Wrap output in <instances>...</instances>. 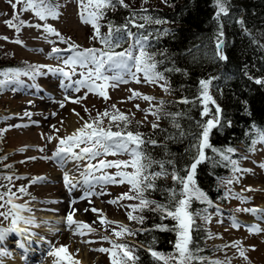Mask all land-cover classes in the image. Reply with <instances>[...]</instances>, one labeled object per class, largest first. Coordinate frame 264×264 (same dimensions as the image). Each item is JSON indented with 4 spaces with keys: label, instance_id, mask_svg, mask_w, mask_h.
<instances>
[{
    "label": "snow or ice",
    "instance_id": "6c2138e0",
    "mask_svg": "<svg viewBox=\"0 0 264 264\" xmlns=\"http://www.w3.org/2000/svg\"><path fill=\"white\" fill-rule=\"evenodd\" d=\"M146 4L148 0H143ZM167 4L168 0H162ZM13 14L10 19L4 21V24L14 29L17 38L13 41L23 46V41L19 39V34L23 27H33L42 31L44 38L49 44L54 45L48 57L58 61L57 64H27L26 68H6L0 70V90H3L9 85L24 87L25 81L22 77H27L33 83L30 87L42 89V86L36 81L40 77L54 76L59 78L61 88L72 92L80 93L81 90H86L84 96L77 95L73 98L71 95H65L64 101L71 103H80L87 98V94H95L102 97L105 101L110 99L109 89L116 88L122 83H128L129 80L136 83L142 81L147 84L156 85L164 92L171 94V84L165 76V72L177 71L180 69L165 68L163 71L158 70V65L163 63V60H157V55L163 56V53L151 52L148 41L152 37V33L133 32L132 28L144 29L146 24L161 25L167 21L154 18L148 15L147 8H141L139 11L131 9L130 4L125 0H77L78 15L82 24L90 25L93 29V34L90 40L98 42L101 47H83L71 40V37H64L53 25L47 23L49 19L58 20L61 16V5L59 0H8ZM216 12L214 19L218 23V29L215 34V58L220 61H227L228 57L224 52V25L220 23L221 17H227L230 13L231 0H214ZM19 6V7H18ZM119 8L127 9L130 15L125 17L124 23L117 25L111 20H107L108 11H116ZM25 12H31L42 23L29 24L28 21L21 19V15ZM6 15V14H5ZM106 21L105 23H102ZM143 21V22H138ZM244 29V20L237 21ZM106 27L107 32H102L101 29ZM247 31V29H244ZM250 34V33H249ZM158 35H169V29L165 28ZM55 37L56 39H49ZM0 39L9 40L8 37H0ZM59 43L66 45L64 48L55 46ZM127 43L128 47H123ZM264 47V45H261ZM117 49H122L117 51ZM39 51H43L40 49ZM79 70V71H78ZM79 77L74 79V77ZM200 79L198 95L189 100L187 97H181L177 103L194 104L199 103L201 106L202 117H208L207 120L197 123L198 131L190 133L193 136L194 143L190 145L194 149V154L191 156V162L183 167H177V161L168 159L167 164L171 166V171L165 166V163H159L158 171L151 170L157 162L146 151L147 145L157 146L158 141L151 138L147 133L139 130H132L130 125L133 124L134 114H126L117 109L116 105H111V108H106L102 113L97 112V115L92 118L89 113V120H84L80 114L76 115L83 123L71 133L58 136L48 135L47 141L51 143L57 141L55 151L51 156H44L42 159L53 160L61 167H65L69 163L75 166L74 172L65 170L62 180L65 188L71 193L75 190H80L82 195L78 199H72L69 202V212L66 214V227L69 229L75 226L74 235H88L96 232L87 222H80L74 219L75 213L79 211L73 205L81 200H86L89 205L92 204V197L106 194L102 190L103 185H123L130 186L129 192L122 193L119 197L109 200V204L119 205L126 209L127 219L139 225H144L147 217L143 215L145 211L157 213L161 220H171L174 223L169 227L165 224L153 225V229L160 231H171L175 233L174 250L169 253L154 250L149 246L147 251L157 264H231V258L227 256L225 259L209 260L205 256L198 255L202 251L195 245L194 233L202 229L212 221L213 215L219 214V206L214 204V201L209 198L208 194L200 188L197 183L198 166L203 163H216L218 166H231V177L223 181L226 190L223 193L224 199H237L241 203H248L250 198L244 196V192L253 191L250 186L242 188L239 192H235L231 187L234 184H239L243 175L250 172V169L242 168L239 161L233 159V154L236 149L229 146L224 149H218L211 143V135L214 129L223 127L222 123V108L211 95L210 88L213 80ZM253 79L257 85H264V79L249 77ZM16 90L15 87L12 89ZM131 95L128 100L142 99L149 102L150 107L140 109V105L134 107L138 111L145 113L144 120L135 121L136 128L148 122V116L155 117L151 121L153 132L160 128L159 121L162 118H169L172 127L178 130V135L183 137L185 132L181 127L178 119L184 116L182 112H166L163 109L164 100H159L153 104L157 98L152 95L142 94L135 90H129ZM32 101H29L31 104ZM123 103V101H121ZM65 102H60L59 107L64 108ZM214 108V112H213ZM85 112L89 109L85 107ZM25 117H31L33 113L25 111ZM56 115L55 112L52 113ZM108 120L107 127L104 126V120ZM36 123V122H33ZM64 121H61V125ZM228 126H231V121H227ZM26 125H12L11 127H22ZM54 133L60 132V129L55 125L51 126ZM115 129V130H113ZM7 129H0V136ZM163 131V130H162ZM254 137L251 139L249 148L254 151L256 145H264V128L252 126ZM175 136H168L166 139H175ZM24 149H21L23 151ZM43 152L44 149L40 148ZM210 150L211 153L219 156V161H214L211 156L206 153ZM117 155H127L128 159L107 160L98 159L99 157ZM4 157L3 159H6ZM247 159V157H244ZM29 159H36L30 157ZM93 161H96L93 163ZM220 161L227 162L226 165ZM10 165H5V168H10ZM264 168V164L260 165ZM115 168V173H109L106 170ZM131 169V171H128ZM171 178L173 186L164 189L167 193L166 201L159 202L149 198L150 192L158 191L156 181L160 178ZM29 179V185H21L12 191L14 180ZM0 180L6 183H0V189L7 188V191H0V223L8 222L7 227L0 226V257L9 255L8 251L3 247L10 233L24 237L31 241L35 233L30 231L29 226H38L34 215H24L23 213H32V209L28 207V202L17 203L22 196L30 195L28 187L35 184H42L48 181L45 176H35L31 178L20 177L13 175H0ZM101 186V191L97 192V187ZM19 193V195H18ZM35 199V198H33ZM123 200L138 201V203L123 205L120 202ZM57 201H51L56 203ZM193 202L206 205L200 210H193ZM209 208H214L215 212L210 213ZM91 211L98 214L99 223L105 226V230H109L108 226L114 225L111 230V236H101V241H107L111 247H100L94 249L101 253H107L110 259V264H137L140 257L136 255L138 246L129 242L126 237L135 236L141 232H148L152 229L140 227L133 229L128 225L110 220L106 217L101 209L95 207L85 208L84 212ZM237 212H244L257 217L261 222H264V208L261 207H243L237 208ZM202 221L203 224L197 221ZM95 222V221H94ZM217 223H223L217 220ZM245 227L251 234H259L264 232L259 224L241 225L238 218L231 217V227L239 229ZM112 237H115L113 239ZM208 239L215 238L211 232L207 234ZM119 241V242H118ZM96 241H85V243H95ZM153 243L155 240L153 239ZM19 247L23 248L24 244L15 241ZM224 248H236L238 258H243L248 261L246 250L240 241H233L230 244L223 246ZM251 250L255 251V246H251ZM48 255L57 257L58 264H79V261L74 260L68 252L67 246L53 248L49 250Z\"/></svg>",
    "mask_w": 264,
    "mask_h": 264
},
{
    "label": "rangeland",
    "instance_id": "374dc122",
    "mask_svg": "<svg viewBox=\"0 0 264 264\" xmlns=\"http://www.w3.org/2000/svg\"><path fill=\"white\" fill-rule=\"evenodd\" d=\"M59 3L61 5L60 18L58 20L49 19L47 23L53 25L64 37H71L73 42L80 44L85 48L92 47L91 45L98 48L99 46L95 43V41L90 40V37L93 34L92 27L90 25L82 24L79 19L77 0H59ZM138 3L140 6L145 4L143 0H139ZM153 3H156V0H148V4ZM12 14L13 9L8 3V0H0V37L9 38L7 41L0 39V46L6 54L10 55L17 61H21V69L26 68L27 64H57V60L48 57V53L54 45L48 43L41 30L33 27H23L21 33L19 34V39L23 41V46L10 42L15 40L17 35L14 29H10L4 24V21L10 19ZM21 19L28 21L29 24L42 23L34 17L31 12L23 13L21 15ZM49 39L56 38L49 37ZM55 46L60 48L66 47V45L59 42H57ZM40 49L43 51H39ZM77 78L79 77H74V79ZM22 79L25 81L24 87L9 85L3 90H0V129H7V131L0 136V140L3 146L4 155H6L8 159V161H4V157H2L0 161L3 166L10 162L9 164L12 167V169H10L12 170L11 172L10 170L7 173L0 172V175L14 174L15 176L27 178L35 176H45L48 178L46 183L35 184L28 187L30 195L22 196L20 200L16 201L17 203L28 202V207H30L33 211L32 213L25 212L23 214L26 216L34 215L36 222H41V224L39 223L41 226H37L38 229L46 228L49 227L47 225L54 224L59 227L60 232L58 231L50 238L48 250L59 248L63 245L67 246V248H74L73 251L68 252L72 255L74 260L79 261V264H110V259L107 253L94 251V249H98L100 247H111L107 241H101V236H111L110 229L115 226H108L109 230L106 231L105 226L99 223L98 214H94L91 211L85 213L84 209L95 207L97 209H101L110 220L119 221L124 224L130 223L131 221L127 219L125 208L108 203L109 200L119 197L122 193L129 192L130 186L126 183L123 185H103L102 190L106 194L93 196V202L91 205H89L86 200H81L76 203L82 208L75 213L74 219L80 222H87L92 228L96 229L95 233L84 236L74 235L73 231L75 226L71 229L68 228L66 230L67 232H65L64 223L62 225L57 222L55 218L49 219L47 216L51 214L54 216H65L69 211V204L67 202L70 201L68 200L72 199V197L73 199H77L78 197H75L73 194L74 191L71 193L68 192L67 194L65 193L64 190L66 188L63 183L62 176L59 173L61 170L59 167L54 165L53 162L55 161L52 162L51 160L42 159V157L48 156L50 154L49 150L55 149L57 144L56 140L49 143L47 141V136H64L74 131L75 128L81 126L83 121L73 114V109H75V112L79 113L80 117H83L84 120H89V113L91 117L94 118L97 115V112L102 113L106 108H111V105L115 104L117 109L120 111L125 112L126 114H134V118L142 121L144 120L145 113L138 111L134 105L139 104L140 109H145L150 107L149 102L139 98L135 100H128V97L131 95L129 90H135L142 94L156 97L157 100L153 101V104L157 103L161 97L165 96L166 92L156 85L147 84L143 81L141 83H136L129 80L128 83H122L116 88H110L108 90L110 99L107 101L95 94L88 93L87 98L82 100L80 103H71L64 101L65 95H71L73 98L77 95L84 96L86 94V90L82 89L80 93H75L72 92L71 89L65 90L61 88L58 84L59 78L57 77H40L36 82L42 86V89H44L46 93L48 92L49 96H46L47 94L45 95L41 92L42 89L30 87L33 82L27 77H22ZM13 87L16 88L15 91L12 90ZM29 101H32V103L29 104ZM121 101H123V103H121ZM60 102H65L66 106L64 108H60ZM85 107L89 109V112H85ZM13 110H22V113L28 111L33 113V115L30 118L25 117L24 115L20 117L28 119L26 126L11 127L12 125H15V123H10L8 121L10 116L7 113ZM53 112L56 113L55 116L52 115ZM70 119H73L75 127L71 129V131H67L64 127H69L67 123ZM154 119L155 117L149 115L147 124L151 125L150 122L154 121ZM62 120L64 121L63 125H61ZM107 121V119L104 120L105 127H107ZM52 125L59 128L60 132L54 133V130L51 127ZM40 148H43L44 151H39L38 149ZM21 149L24 150L21 151ZM241 152L242 151L239 152L240 156L236 160L239 161L242 168L250 169L251 171L243 175L239 184H234L231 187L235 192H239L242 188L250 186L253 191L243 193L244 196L250 198V201L248 203H241V201L237 199H227L226 203L222 204L223 209H219L223 215H213L212 221L203 226L206 230L205 242L209 246L213 247L212 253L208 256V259L223 260L227 256L228 258H231V264H264V232L251 234L247 228L243 226L239 229H233L231 227V222H229L231 221L232 216H235L236 218L240 217L247 220V222H251L252 219H255L254 221L258 223L261 228H264V222L256 219L255 216L251 217V214L236 211L237 208L243 207L264 208V168L260 167V165L264 164V145H256L254 151L250 149L247 152V155L244 154L247 159L244 158L245 156ZM30 157H35L36 159H29ZM98 159L126 160L128 159V156L109 155L107 157H99ZM95 162L96 161H93V163ZM63 170L65 171V167ZM106 171L109 173H115L116 169L111 168ZM128 171H131V169H128ZM49 172L59 173V175H56V177H48ZM73 173L75 174L74 170ZM61 174H63V172H61ZM231 175L232 173L230 171L227 177L221 176L217 179L218 184L225 190L226 188L222 182L229 179ZM0 183H6V181L0 180ZM13 183L14 187L12 188V191L15 192L21 185H29V179L14 180ZM96 190L97 192L101 191V186H98ZM0 191H7V188L0 189ZM79 194H81L80 190ZM51 201L57 202L51 203ZM120 203L127 205L138 203V201L123 200ZM75 205H73V207ZM64 207L67 208V212L63 211ZM200 209L202 208L197 210ZM61 212H64L65 214ZM209 212L214 213L215 209L209 208ZM55 213H58V215ZM63 216L62 219L64 220ZM218 216L221 218L216 219ZM217 220H221L223 223H217ZM199 222L203 224L202 221ZM7 223V221H3L0 223V226L7 225ZM208 232H211L215 238L208 239ZM65 235L69 238H64ZM14 236H16V238H14ZM12 238L16 239L13 240L14 242L19 241V237L16 234L8 237L7 239ZM112 238L115 239V237ZM126 239L133 244L136 243L131 237H126ZM89 240L96 242L85 243V241ZM233 241L242 242V245L246 250V255L248 256V261H245L243 258H238L236 248H224L221 250L224 245L230 244ZM73 244H75V246ZM10 245H12V243ZM251 246H255L256 250H251ZM46 247L47 245H36L34 242L29 246L27 245L23 247V251L26 252L25 255L22 254L21 257H26L29 260L34 259V261L31 262L32 264H45L47 260L52 262L56 261V258H52L48 255L49 251L45 253L47 249ZM83 247H85V249H83ZM9 249L14 250L13 247H10ZM5 257L13 260L14 262L17 261L18 263L22 260L19 258L20 255L17 253L7 255Z\"/></svg>",
    "mask_w": 264,
    "mask_h": 264
},
{
    "label": "trees",
    "instance_id": "16d2710c",
    "mask_svg": "<svg viewBox=\"0 0 264 264\" xmlns=\"http://www.w3.org/2000/svg\"><path fill=\"white\" fill-rule=\"evenodd\" d=\"M125 2L130 4L133 10L147 8L148 15L167 21L161 25L146 24L144 29L132 28V31L153 34L148 41L149 50L164 54L156 57L157 60H163V63L158 65L159 71L165 68L180 69L179 72H165L171 84V94L166 93V96L159 100L166 102L163 106L164 111L184 113L178 122L185 135L183 137L178 135V130L172 127L169 118H162L159 121L160 128L155 132L147 123L137 129L135 125V121L139 120L137 118H134L133 124L130 125L132 130L147 133L158 141L157 146L147 145L146 147L148 154L157 162L151 170L158 171V164L165 163L171 171V166L166 163L170 158L177 161L178 168L191 162V156L195 150L190 147L194 143L190 133H196L197 123L207 120L208 117L200 115L202 109L199 103L181 104L177 101L181 97L194 99L199 93L200 79L217 78L213 80L210 90L223 110L224 126L213 130L210 138L213 146L218 149L229 146L235 148L237 151L233 154V159L238 157L240 150L249 149L251 139L254 137L252 126L264 128V85H257L253 79H249V77L264 79V47H261L264 45V0H231L229 16H222L220 21L224 25V52L228 57L227 61H220L214 55L215 34L218 29V23L214 19L217 10L214 0H168L167 4L162 0H156V3H146L142 6L138 5L139 0H125ZM129 15V10L119 8L116 11H108L107 20L120 25ZM240 19L244 20V29L247 31L237 23ZM165 28L169 29V35H158ZM101 31L107 32V28L104 27ZM95 43L101 47L98 42ZM91 46L94 47V45ZM123 47H128V44L125 43ZM120 50L122 49H117V51ZM8 67L21 68V61L6 54L0 46V69ZM227 121H231V126H228ZM168 136L176 138L169 140L166 139ZM2 152L3 146L0 140V159L4 157ZM206 153L214 161H219L217 154L211 153L210 150H206ZM220 163L227 164L223 161ZM230 171V165L218 166L216 163H203L198 166L197 183L214 202L226 203L227 200L223 195L225 189L218 184L217 179L220 175H229ZM156 184L159 190L146 195H149L150 199L163 203L167 196L164 189L172 187L173 182L169 176L158 179ZM203 207L206 205L198 202L192 204L193 210ZM143 215L147 217L144 225L132 221L126 224L133 229L140 227L152 229L130 236L138 246L136 255L140 259L137 264H157L147 248L151 246L160 252H172L176 237L174 232L153 229V225L165 224L170 227L174 222L161 220L157 213L145 211ZM193 235L195 245L202 249L198 255L208 258L213 247L205 242V228L202 227Z\"/></svg>",
    "mask_w": 264,
    "mask_h": 264
},
{
    "label": "bare ground",
    "instance_id": "6f19581e",
    "mask_svg": "<svg viewBox=\"0 0 264 264\" xmlns=\"http://www.w3.org/2000/svg\"><path fill=\"white\" fill-rule=\"evenodd\" d=\"M67 124L69 125V127H66V126L64 127V129H67V131H71V129H73L75 127V123H74L73 119L68 120V123ZM74 168L75 167H74V165L72 163H69L66 166V169L69 170V171H71V172H73ZM56 175H59V173L58 174L55 173V172H49L48 173V177H56ZM65 207L63 208L64 209L63 211H66L67 212L68 210H66L67 208H65ZM74 208L80 210L82 207H80V206H78L76 204L74 206ZM61 213L65 214L64 212H61ZM55 214L58 215V213H55ZM47 217L49 219L55 218L57 220V222H59V223H62V224L65 223V221H63V219H62V216H54V215L51 214V215H49ZM254 220L255 219H252L251 222H249V223L250 224H254V223L255 224H258ZM39 223L41 224V222H39ZM39 223H37V225L38 226H41ZM47 226H49V227L42 228V229H38L37 226H29L30 231L33 232V233H35V235L32 237L31 241L24 239V237L18 236L19 237V242L20 243H23L24 246H27V245L29 246L30 244H33L34 242L36 243V245L42 244L43 246H45V245L48 246L49 243H50L49 242L50 238L55 233H57L59 231V229L58 230H55V229L58 228L55 224L54 225H47ZM49 229H52L53 231H51ZM64 238H69V237H67V235H65ZM11 242L14 243V241H10V244H11ZM73 245L75 246V244H73ZM83 249H85V247H83ZM11 250H13V249H11ZM73 250H74V248H69L68 247V251L69 252H71ZM24 252H26V251H24ZM42 255H43V250H42ZM51 257L52 258H56V261L52 262L50 260H47V262L45 264H58L57 257H55V256H51ZM0 264H19V263L17 261L14 262L13 260L7 259V257H0Z\"/></svg>",
    "mask_w": 264,
    "mask_h": 264
}]
</instances>
